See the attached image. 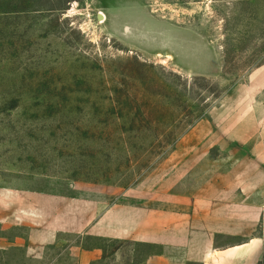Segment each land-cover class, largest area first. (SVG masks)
I'll return each instance as SVG.
<instances>
[{
  "label": "rangeland",
  "instance_id": "obj_1",
  "mask_svg": "<svg viewBox=\"0 0 264 264\" xmlns=\"http://www.w3.org/2000/svg\"><path fill=\"white\" fill-rule=\"evenodd\" d=\"M263 63L264 0H0V264H142L125 205L249 171Z\"/></svg>",
  "mask_w": 264,
  "mask_h": 264
},
{
  "label": "crops",
  "instance_id": "obj_2",
  "mask_svg": "<svg viewBox=\"0 0 264 264\" xmlns=\"http://www.w3.org/2000/svg\"><path fill=\"white\" fill-rule=\"evenodd\" d=\"M249 82L255 105L239 119L241 129H249L248 144L255 156L249 171H243L229 187L210 191L208 198L187 199V210L125 205V242L154 248L142 264L264 261V63L250 72ZM37 237L30 239L38 242ZM40 242L49 241L42 238ZM100 256L96 250L85 255L94 260Z\"/></svg>",
  "mask_w": 264,
  "mask_h": 264
}]
</instances>
